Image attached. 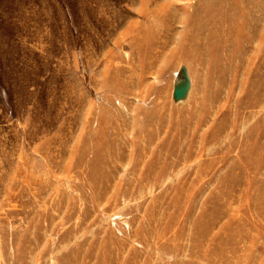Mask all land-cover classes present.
Instances as JSON below:
<instances>
[{
	"label": "rangeland",
	"instance_id": "rangeland-1",
	"mask_svg": "<svg viewBox=\"0 0 264 264\" xmlns=\"http://www.w3.org/2000/svg\"><path fill=\"white\" fill-rule=\"evenodd\" d=\"M0 264H264V0H0Z\"/></svg>",
	"mask_w": 264,
	"mask_h": 264
},
{
	"label": "bare ground",
	"instance_id": "bare-ground-1",
	"mask_svg": "<svg viewBox=\"0 0 264 264\" xmlns=\"http://www.w3.org/2000/svg\"><path fill=\"white\" fill-rule=\"evenodd\" d=\"M183 85H182V83H180V81H178V84L176 85V89H174V95H175V98H178V97H180V95L181 94H183L184 95V89H183V87H182ZM178 88V89H177ZM177 90V91H176ZM176 91V92H175ZM185 96V95H184ZM184 96H183V98H184Z\"/></svg>",
	"mask_w": 264,
	"mask_h": 264
},
{
	"label": "water",
	"instance_id": "water-1",
	"mask_svg": "<svg viewBox=\"0 0 264 264\" xmlns=\"http://www.w3.org/2000/svg\"><path fill=\"white\" fill-rule=\"evenodd\" d=\"M185 87H187V85H184V86H183V88H185ZM175 89H176V88H175ZM177 89H178V88H177ZM176 91H177V90H176ZM176 91H175V92H176Z\"/></svg>",
	"mask_w": 264,
	"mask_h": 264
}]
</instances>
